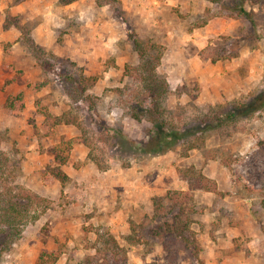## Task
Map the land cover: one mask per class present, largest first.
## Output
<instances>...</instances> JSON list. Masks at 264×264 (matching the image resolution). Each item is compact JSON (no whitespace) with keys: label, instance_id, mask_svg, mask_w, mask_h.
Instances as JSON below:
<instances>
[{"label":"rangeland","instance_id":"obj_1","mask_svg":"<svg viewBox=\"0 0 264 264\" xmlns=\"http://www.w3.org/2000/svg\"><path fill=\"white\" fill-rule=\"evenodd\" d=\"M19 1L0 0V8L6 6L5 27L21 33L28 55L16 72H31L33 93L30 111L23 95L22 111L0 115V149L9 160L0 186L32 196L28 221L0 264H78L108 235L125 264H264V0L243 1L251 19L230 9L235 0H78L72 8L89 20L72 17L47 29V47L31 37L33 18L23 23L9 12ZM41 5L47 22L63 6ZM76 30L80 37L61 45ZM130 33L161 46L157 74L169 94L160 106L169 124L194 133L162 155L148 156L150 144L132 149L128 141L147 142L151 128L127 112L139 85L124 74L138 65ZM0 45L9 55L10 44ZM65 73L96 77L86 92L91 108L71 99ZM65 114L77 123L54 121ZM57 172L69 179L55 180ZM202 178L219 193L190 190L188 180L201 187ZM178 192L188 194L187 247L152 233L154 203L166 205L167 194Z\"/></svg>","mask_w":264,"mask_h":264},{"label":"trees","instance_id":"obj_2","mask_svg":"<svg viewBox=\"0 0 264 264\" xmlns=\"http://www.w3.org/2000/svg\"><path fill=\"white\" fill-rule=\"evenodd\" d=\"M59 1L62 5H68L76 0ZM243 1L244 0H235V2L230 5V9L238 17L251 19L252 13L244 9L242 5ZM128 40L131 41L133 49L138 56V65L135 67L125 66L124 74L132 80L135 79L139 85L136 86V93L132 92L134 90L130 92L133 95V102L130 101L131 104L127 105V112L132 119L136 121L144 119L151 124V128L146 130V135L148 136L147 142L128 141L133 145L132 149H135V146L141 143L150 144V147L148 145V148L144 149V152L148 156L162 155L175 148L194 133L192 134L188 129L184 131L179 130L173 127L172 124H169L170 118L167 117V110L165 108H161L160 106L169 94V86L167 82L157 74V67L160 64L162 56L161 46L151 42L150 40H142L134 33H130L128 35ZM70 65L74 66L75 64L70 63ZM134 75L136 76L135 78L133 77ZM64 79L66 80L65 83L70 87V89H68V93L71 99L75 103H88L91 108V101L88 102L90 98L86 92L89 88H92L95 85L96 77H85L82 74L77 77L75 75L65 73ZM126 89L128 90L129 87H126ZM141 91L143 93L142 96L139 95ZM118 93L123 95V90H119ZM3 109L9 116H15L18 111H22L24 109L23 94L18 93L15 96H8L5 100ZM66 116L67 115L65 114L61 117H56L54 118V121L57 124L65 125L77 123L75 117L67 118ZM234 116L235 114L226 115V119H231ZM207 127L212 126L209 124ZM198 139L199 138H196V140ZM194 143L195 141L192 142L188 149L194 147L196 145ZM138 149L140 148H137V150ZM55 160H57L56 156ZM8 166V157L0 149V181L2 176L8 170ZM187 172L192 173L194 171L190 169ZM54 178L55 180L57 179L61 182H65L69 179L61 172L55 173ZM200 181L204 182L205 186H195L193 182L188 180L190 190L205 189L209 192L219 193L216 191V186L209 180L202 178ZM207 183L212 184V187H208ZM1 187L2 186H0V257L20 235L23 223L28 221L26 219V202H28L26 199H30V196H32V194L29 193H22L20 196H15L12 194V188ZM187 195V193L178 192L174 195L172 194L171 196V194L168 193L165 198L168 204L165 205L163 203L164 201L154 203L153 219H158L155 222L156 225L152 229V233L155 237H159L163 243L164 241L169 240L172 243L183 242L186 247L188 246L189 242L186 234H193L188 232L190 219L187 217L183 218V212L185 209L184 206H182V201L184 199L183 196ZM176 207H178V209L174 210ZM36 220L37 216H32L29 221L34 222ZM104 243L105 245L102 249H95L93 254L85 256L78 264L126 263L127 259L125 252L122 251L124 256L123 261L118 258L115 250L119 248L113 237L108 235ZM110 247L111 251L108 250ZM103 251L109 252L110 254L103 253Z\"/></svg>","mask_w":264,"mask_h":264},{"label":"crops","instance_id":"obj_3","mask_svg":"<svg viewBox=\"0 0 264 264\" xmlns=\"http://www.w3.org/2000/svg\"><path fill=\"white\" fill-rule=\"evenodd\" d=\"M39 0H21L19 3L15 4L10 8L9 12L13 17L17 16L22 18V22L25 23L29 18H33L35 21V27L32 32V39L36 44L47 47L49 41L47 40V29H56L62 28L65 25V19H70L76 17V20L81 22H86L89 19H86L84 11H79L72 8V5L77 4L78 0L68 4L63 5L58 8V13L52 15V12L49 15L47 22V8L43 9L44 6H36ZM5 7L0 8V44L1 42L10 44V54L5 56L2 54V49L0 47V88L6 80H11L10 84L0 90V115L4 113V103L8 96H14L19 92H22L25 95V108L27 111H30L31 103L26 101V98L29 94L33 93L32 87L29 85V76L30 71L24 70L21 75H17L16 71L22 69L20 66L22 59L28 55V52L22 47L20 43L21 33L14 25H9L5 27ZM78 15V17H77ZM54 16V17H53ZM97 25V24H95ZM80 33L78 31H70L69 33L63 35L62 43L63 46H68L70 41H74L73 38H79ZM74 44V43H73ZM1 46V45H0ZM36 69V68H35ZM30 86V87H29ZM32 110V109H31ZM24 113V112H23ZM22 114V113H21ZM0 116V117H1Z\"/></svg>","mask_w":264,"mask_h":264}]
</instances>
